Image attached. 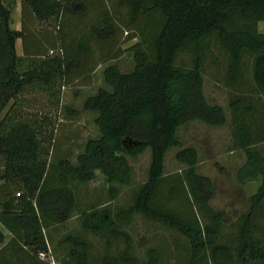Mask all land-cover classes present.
I'll use <instances>...</instances> for the list:
<instances>
[{
    "label": "trees",
    "instance_id": "1",
    "mask_svg": "<svg viewBox=\"0 0 264 264\" xmlns=\"http://www.w3.org/2000/svg\"><path fill=\"white\" fill-rule=\"evenodd\" d=\"M13 3L0 0L1 222L16 226L24 244L39 253L47 251L42 229L75 214L81 216L85 230H107L128 243L127 233L116 225L140 213L187 238L186 264H264V244L253 238L264 197V154L256 146L264 141V30L257 28L264 21V0H19V29L9 25ZM25 18L31 19V29H26ZM17 37L22 42L20 55L14 49ZM210 39L225 60L223 83L231 93L234 145L245 155L235 178L239 182L259 178L237 224L235 245L217 240L221 214L208 203L212 182L195 169V147L180 146L175 135L177 127L190 120L208 125L225 122L223 108L209 103L202 91ZM123 51L132 55L129 70L106 63ZM179 51L193 53L190 66L175 63ZM103 63L104 85L82 103L94 114L97 134L84 141L71 162L69 148L60 149L64 140L53 137L50 115L42 110L45 104L31 109L22 94L38 89L56 107L60 86L75 79L88 82ZM240 84L243 89L234 91ZM245 91L250 96L243 105L246 97L240 94ZM24 107L29 108L27 113ZM57 138L61 141L55 148ZM146 147L150 150L146 178L137 185L132 202L110 219L106 208L95 207L116 196L114 183L130 182L124 154L135 156ZM169 147H178L174 157L183 166L167 180L164 201L159 203ZM94 170L102 175L107 196L103 202L81 207L75 182L92 179ZM179 192L187 204L186 214L167 204ZM61 240L71 244L61 264L135 262L127 244L118 257L104 254L99 262H90L83 239L67 233ZM147 254L145 264H159L155 248Z\"/></svg>",
    "mask_w": 264,
    "mask_h": 264
},
{
    "label": "rangeland",
    "instance_id": "2",
    "mask_svg": "<svg viewBox=\"0 0 264 264\" xmlns=\"http://www.w3.org/2000/svg\"><path fill=\"white\" fill-rule=\"evenodd\" d=\"M19 2L13 3L10 12L9 25L13 27L18 19ZM259 30H264V21L257 23ZM132 40L123 42L121 48L126 47ZM94 46V45H93ZM92 46V47H93ZM97 47V46H96ZM16 50L19 51L18 44ZM96 52H94V55ZM193 53L190 51H179L175 63L179 66H190ZM106 63H115L119 70L127 71L133 64L131 52L123 51L118 57L108 60ZM103 63L96 68L90 75L88 82L83 80H72L69 84L59 87L57 106L51 105L47 96L38 89L22 94L31 109L39 108L40 104H45L42 110L49 113L52 120L54 134L53 137L61 138L64 141L60 149L69 148V158L71 162L75 161V155L82 149L84 141L88 137H94L97 134L96 125L93 122V112L84 109L82 103L86 95L93 92L98 86L104 85L101 77V67ZM225 70V60L222 55L216 51L213 40L210 39L209 51L203 61L202 85L203 93L209 103L221 104L226 111L227 100L230 97L229 89L223 83ZM249 72H245L244 77H248ZM244 85H238L234 91L243 89ZM10 102V101H9ZM74 109L72 114H68V108ZM27 113L28 107H24ZM25 112L23 115H25ZM29 112V110H28ZM67 115L69 118H65ZM228 115V114H227ZM230 125H232L230 113L227 116V122L222 125H208L199 120H191L179 126L175 135L180 141V146L192 145L195 147L198 156V162L195 169L198 173L210 178L213 185V195L208 199L209 205L220 209L225 214V226L220 229L217 237L218 241L235 245L237 224L241 221V214L248 210V202L245 197L252 193L259 178L253 181L239 182L235 178L236 169L243 162L245 155L239 145H234L235 139L231 137ZM57 138V139H58ZM59 140L55 142V148L59 145ZM232 143L234 147L232 146ZM256 146L264 154V141L257 142ZM178 147H169L164 154L163 180L167 182L175 173H180L182 164L175 157L174 152ZM53 148L49 147L48 150ZM130 165V182L126 184H117L118 193L108 202H103L107 196L106 183L98 170H94V177L86 181H76L75 190L81 207H87L90 203L103 202L97 205L95 209L106 208L110 219H115V212L118 208H126L133 198L137 185L145 180L146 170L149 162L150 150L146 147L143 151L130 156L124 154ZM162 186L158 193L159 203L164 201L166 195V186ZM174 209H180V212H188L187 204L184 202L183 194L174 195L167 204ZM169 206V205H168ZM174 209V210H175ZM123 221V220H121ZM118 229L127 233L128 243L121 237L112 236L107 230L94 233L85 230L81 225V216L75 214L69 219L61 221L60 226L55 230L46 231L48 251L44 254V260L48 264H61L66 258V250L70 243L61 239L67 234H74L87 243L89 261H100L102 255H118L125 251L126 244L129 245L127 252L135 258L134 264H145L147 261V250L150 247L158 251L159 264H186L189 257V244L187 238L175 229L166 226L158 221L145 218L140 213H133L130 219L125 222H118ZM253 238L258 244H264V213H261L256 220V227L253 230ZM42 256V255H40ZM48 260V261H47ZM233 260L236 261L235 258ZM233 264V263H230Z\"/></svg>",
    "mask_w": 264,
    "mask_h": 264
},
{
    "label": "crops",
    "instance_id": "3",
    "mask_svg": "<svg viewBox=\"0 0 264 264\" xmlns=\"http://www.w3.org/2000/svg\"><path fill=\"white\" fill-rule=\"evenodd\" d=\"M15 2H16V0H14V5H15ZM18 2H19V0H18ZM24 25H25L27 30L29 28L31 29V27H32L31 26L32 25L31 19L25 18L24 19ZM20 27H21V12H20V5H19V8H18V19H17V22L15 23V25H13L12 28L19 29ZM28 41H26V42H28ZM17 44L19 46V51L16 50V45ZM26 45H27V48L30 50V48H29L30 43L28 42V43H26ZM14 49H15V52L17 54H19V55L22 54V42H21V39L19 37L15 38V40H14ZM245 90H247V89H245ZM202 91H203V85H202ZM240 95L242 97L243 96L246 97V99H244V101H242L244 103L243 105H245L247 97H249L250 95H248V92H246V91L243 92ZM228 101H229V99L227 100V106L229 107ZM219 105L221 106V104H219ZM221 107L223 108V106H221ZM223 110H224V113H225V122H227V116L229 115L230 112H229V110L226 111L225 108H223ZM181 125H183V124H181ZM219 125H222V124H219ZM214 126H217V125H214ZM232 127H233V123H232V125H230V132L233 129ZM231 135H232L231 137H233V134H231ZM232 146L234 147L233 143H232ZM243 162H244V160H243ZM245 181H253V180H245ZM242 182H244V181H242ZM249 195H247V197H245V200L248 202V206H247L248 208H249V200H248ZM214 209L216 211L220 212V214H221L220 227L222 228V227L225 226V223H224V219L226 218L225 214L220 209H217V208H214ZM261 213H264V197L262 199ZM73 216H70L69 218H71ZM69 218H67V219H69ZM10 224H12V222H10ZM60 225H61V222H58V223L51 224L48 227H45V228L42 229V232H43V235L45 237L46 243H47L46 239L49 236L48 232L46 234V231L47 230H49V231L55 230L56 226H60ZM0 232L3 235V239L0 242V264H43L41 262V260H44L43 256L48 251V243H47V251L46 252H41L42 256H40V254H39L40 252L39 253H35V252H33L32 248L29 245L24 244L22 238L20 237V234H21L20 230L18 228H16V226H13V224H12V226H7V225L3 224L1 222V220H0ZM48 263H45V264H48Z\"/></svg>",
    "mask_w": 264,
    "mask_h": 264
},
{
    "label": "built area",
    "instance_id": "4",
    "mask_svg": "<svg viewBox=\"0 0 264 264\" xmlns=\"http://www.w3.org/2000/svg\"><path fill=\"white\" fill-rule=\"evenodd\" d=\"M39 254H40V255H42V253H41V252H40ZM50 264H51V263H50Z\"/></svg>",
    "mask_w": 264,
    "mask_h": 264
}]
</instances>
